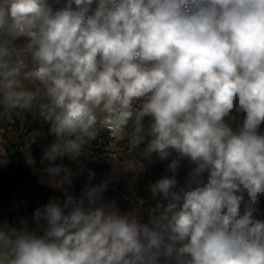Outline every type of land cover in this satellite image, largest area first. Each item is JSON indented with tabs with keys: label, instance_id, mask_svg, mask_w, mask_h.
<instances>
[{
	"label": "clouds",
	"instance_id": "1",
	"mask_svg": "<svg viewBox=\"0 0 264 264\" xmlns=\"http://www.w3.org/2000/svg\"><path fill=\"white\" fill-rule=\"evenodd\" d=\"M92 4L0 0V105L50 124L40 182L63 193L34 228L0 226V264H264V0ZM129 125L133 171L167 162L147 222L105 201L109 181L74 194L85 169L63 162Z\"/></svg>",
	"mask_w": 264,
	"mask_h": 264
},
{
	"label": "crops",
	"instance_id": "2",
	"mask_svg": "<svg viewBox=\"0 0 264 264\" xmlns=\"http://www.w3.org/2000/svg\"><path fill=\"white\" fill-rule=\"evenodd\" d=\"M98 3L99 2L93 3L90 11H94L98 6ZM24 43V38L16 41L17 46L22 47ZM0 106L2 107L0 111V170L8 165L9 158L6 150L8 149L9 144L20 139L27 162L29 155L36 161L34 165L29 164L30 172L34 177L35 182L38 186L43 187L45 192L48 193L44 200H38L35 202L24 199L18 194H14L9 198L0 201V226L20 228L22 226L21 222L27 221L29 227L34 228L35 222L33 220V213L37 208L35 203L43 202L46 204L51 198H62L63 196L62 191L54 190L48 187L46 183L42 184L40 182L41 176L45 175L42 170L47 166V162L41 164V156L37 158L32 156V147L34 143L42 141L47 136L46 125H44L46 122L43 118H30L29 120L26 119L22 121L19 119V115L16 114L18 110H11L10 112V110L3 105ZM237 119L241 118L237 117ZM145 123H147V118L145 119ZM142 147L143 145L140 146L141 149ZM140 148L135 147L136 151L141 155ZM79 161H84L90 170L97 175H102L107 181H109V183H112L114 188H116L114 190L107 187V190L104 193V199L106 202L115 200L121 213H129L133 211V209H136L142 217L141 222H147L148 210L156 207V197H153L149 190L148 186L152 184V182L146 173L145 167L141 172H135L132 170L139 168L141 164L134 154L132 156L121 155L118 161L112 165L106 164L96 158H88L83 155L80 157ZM65 162V165L70 167L74 172L80 170L75 162L67 159H65ZM155 165L158 166L160 175H163L164 171L161 170L160 164L157 163ZM89 183L98 184L100 182L95 176L92 181L89 182L88 173L83 171L82 174L73 178V188L70 189V191H74V194L79 196L82 188ZM124 195L130 197L132 202L127 203L126 199L123 198ZM259 212L264 213L261 210H259Z\"/></svg>",
	"mask_w": 264,
	"mask_h": 264
},
{
	"label": "trees",
	"instance_id": "3",
	"mask_svg": "<svg viewBox=\"0 0 264 264\" xmlns=\"http://www.w3.org/2000/svg\"><path fill=\"white\" fill-rule=\"evenodd\" d=\"M97 2L98 0H93ZM75 8L76 6L73 5ZM54 6V10H55ZM2 107L0 106V111ZM241 119L235 121H226L233 131H236ZM49 127L46 125L47 136L42 141H37L32 147V156L40 157L47 146L53 141L54 137L49 133ZM261 132H264V127L261 126ZM7 155L9 158L8 165L0 170V201L11 197L14 194H18L20 197L38 201L44 196V192L40 186L34 180L33 175L30 172V165L27 162V158L22 150V143L20 139L9 144ZM134 155L140 162H142V155H140L136 149ZM65 160V159H64ZM59 163V161H57ZM145 164L146 173L152 183H155L160 178L159 168L156 165ZM260 200L264 201V196H261ZM157 203L164 204L166 206L167 201H164L162 197L155 198V206ZM257 218L264 220V213L257 212Z\"/></svg>",
	"mask_w": 264,
	"mask_h": 264
},
{
	"label": "built area",
	"instance_id": "4",
	"mask_svg": "<svg viewBox=\"0 0 264 264\" xmlns=\"http://www.w3.org/2000/svg\"><path fill=\"white\" fill-rule=\"evenodd\" d=\"M55 7H59V6H55ZM126 132L127 134L125 136V139L116 140L110 138V135L107 130H100L97 138L94 141H92L90 145H87V148L89 149L87 157L96 158L106 164L112 165L118 161L121 155L132 156L135 150L133 144L134 136L132 134L133 132L132 126L129 125V128L126 130ZM75 164L79 168L82 165L85 169L84 171H86L87 173L88 170H90L84 161H77L75 162ZM94 176L99 180L100 183L107 181L102 175L95 174ZM108 187L114 190L116 189L110 183H108ZM35 205L38 208L45 205V203L36 202Z\"/></svg>",
	"mask_w": 264,
	"mask_h": 264
},
{
	"label": "rangeland",
	"instance_id": "5",
	"mask_svg": "<svg viewBox=\"0 0 264 264\" xmlns=\"http://www.w3.org/2000/svg\"><path fill=\"white\" fill-rule=\"evenodd\" d=\"M97 2H99V0L97 1ZM93 3H95L94 1H93ZM11 112V111H10ZM235 114V113H234ZM236 115V114H235ZM237 117L238 118H241V116L240 115H237ZM41 119L42 117H39L37 114H35L34 112H28V111H23V112H20V114H19V119L20 120H29V119ZM45 121V120H44ZM44 125H47L49 128H50V124L48 123V122H46ZM262 126H264V125H262ZM23 149V148H22ZM64 162V164L66 163L65 162V160L63 161ZM159 164H160V166H161V170L162 171H164V169H165V167H166V163L167 162H158ZM181 176H183V170H182V172H181ZM110 184L112 185V183L110 182ZM42 188V190H43V192H44V196L41 198V199H39V200H44L45 199V197H46V194H48V193H46L45 192V189L43 188V187H41ZM123 198H125L126 199V202L128 203V202H132V200L130 199V197H128L127 195H124L123 196ZM144 209V208H143ZM259 210H261L262 212H264V201H262V200H260V205H259Z\"/></svg>",
	"mask_w": 264,
	"mask_h": 264
}]
</instances>
